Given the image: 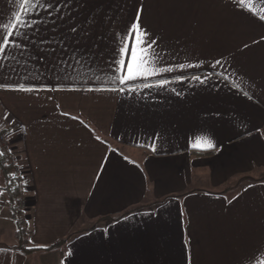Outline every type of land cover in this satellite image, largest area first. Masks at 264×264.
Here are the masks:
<instances>
[{"label":"crops","instance_id":"obj_1","mask_svg":"<svg viewBox=\"0 0 264 264\" xmlns=\"http://www.w3.org/2000/svg\"><path fill=\"white\" fill-rule=\"evenodd\" d=\"M20 2L0 0V36ZM249 2L256 14L239 0H58L24 17L39 22L19 30L35 43L23 56L13 49L0 57V82L60 90L0 89V131L12 136L23 177L27 241L45 248L70 240L26 254L11 213H0V264L264 261V180H249L264 173V0ZM141 7L156 66L174 71L130 82L123 93L88 91L117 86L108 67L114 34ZM70 25L80 42L68 40L65 53L59 41ZM189 63L199 67L178 68ZM160 79L168 85L143 87ZM198 137L215 147L193 149Z\"/></svg>","mask_w":264,"mask_h":264},{"label":"snow or ice","instance_id":"obj_2","mask_svg":"<svg viewBox=\"0 0 264 264\" xmlns=\"http://www.w3.org/2000/svg\"><path fill=\"white\" fill-rule=\"evenodd\" d=\"M58 2V0H22V2L19 3V11H16L13 13L12 20L6 24L3 25V31L6 33L2 36H0V57L3 59L9 58V53L11 50L16 49L20 51V55H25V49L28 47L29 44L35 43L34 40H31L27 33H21L19 30L21 28H28L31 29L33 25L39 24V22L35 19L29 21H26L24 17L28 15L31 11L44 8L47 9H54L55 3ZM239 3L242 7H247L250 12L253 14L255 13V9L252 7V4L249 2L248 4H245V0H239ZM142 7L141 9H138L135 12V18L130 23V25L125 29L123 33L114 34V38L116 36L119 37V44L116 50H114V55L112 59L108 62V67L112 75L109 77L111 80V83L113 85H117L116 87L111 88H89L88 91H109V92H119L123 93L125 91V88L123 87L126 84H129L130 82L136 81L138 79L142 80H149L152 77L159 76L162 73H171L174 71L173 67H157L155 61L159 59L160 57L155 52V49L153 45L156 43L154 40L151 39L149 33L143 28L142 22H141V13H142ZM261 13H264V8H262ZM48 15H51L49 12ZM57 20H62L63 17L57 15ZM259 20L261 22H264V14L259 15ZM55 30V29H54ZM38 31V27H37ZM79 29L78 26H69L68 33H71V35L65 36V40L59 41L63 47V51L67 53L69 51V46L67 45L68 40H74L77 44H79L80 39L77 36ZM84 36H87L88 33L84 32ZM19 37L23 36L24 39L22 41L17 42L16 40L10 39L11 37ZM55 42V38H53V41H44L42 40L41 43H52ZM43 51V50H42ZM56 51L55 48L51 49V52L49 53L54 54ZM78 49L73 50V57L76 56V53L78 52ZM12 59H16V57L13 55L11 57ZM41 59H44L42 56ZM59 63H67L66 60H59ZM77 63L79 61L77 60ZM216 65H220L221 61L217 60ZM4 65H0V68H3ZM191 67H199V65H193L191 63L189 64H179V69L184 68H191ZM23 79H27V77H23ZM182 77H177V80H181ZM192 80L199 81L200 83H203L204 81L201 80L200 76H193L191 77ZM227 79V77H225ZM97 80H99V77H97ZM169 81L167 79H160L157 80L156 83H144V88H164L168 85ZM0 89H3L5 91H14V92H23V93H39L41 91H56L60 89H53L48 88L47 86H27L24 83L16 82L15 84H6L3 82H0ZM137 89L134 87H129L127 91L129 93L136 91ZM247 95V93H245ZM251 98V97H249ZM59 107V106H57ZM75 119V117H73ZM4 120H8V116L4 117ZM157 138L159 134L157 133ZM202 138H196L195 142H190V146L193 149H203L208 148L212 149L215 147V145L212 143L211 140L204 139L203 143L201 142ZM152 150L155 152L156 148L153 144ZM5 155L4 152H0V157H3ZM15 178V177H14ZM20 179H23V177H20ZM24 184H27V181H24ZM2 194V193H0ZM19 230V229H18ZM31 243V241H29ZM0 251H3V249H0ZM260 264H264V261H260Z\"/></svg>","mask_w":264,"mask_h":264},{"label":"trees","instance_id":"obj_3","mask_svg":"<svg viewBox=\"0 0 264 264\" xmlns=\"http://www.w3.org/2000/svg\"><path fill=\"white\" fill-rule=\"evenodd\" d=\"M5 133H8V131L6 130L0 131V134H5ZM212 152L213 151L211 150H206V151H201L200 153L209 154ZM13 170H14V165L10 161V158L6 155L0 157V173L5 183L4 187H0V191L2 190L6 191L9 197L11 218L13 219L15 225V237L18 241V247H21L23 251L27 254L38 250H50L53 248H58L69 242L70 237L60 240L57 243L52 244L45 248H39V247L31 246L29 244V242L26 239L27 234H26V221L24 219V212L22 210V207L18 204L26 195V190L24 185L22 184V180L15 176ZM138 209L141 208H136L134 210H131L130 212L137 211ZM130 212H127L126 214ZM126 214H123V216ZM117 219L118 218L114 220Z\"/></svg>","mask_w":264,"mask_h":264},{"label":"built area","instance_id":"obj_4","mask_svg":"<svg viewBox=\"0 0 264 264\" xmlns=\"http://www.w3.org/2000/svg\"><path fill=\"white\" fill-rule=\"evenodd\" d=\"M261 137H262V140L264 141V132L262 133ZM11 141H12V136L10 135V133L0 134V152H4L5 155L10 158V161L14 165L13 172H14L15 176L20 179L21 171L16 166V164H15V162L11 156V144H12ZM21 202L23 204H26V199H23Z\"/></svg>","mask_w":264,"mask_h":264},{"label":"rangeland","instance_id":"obj_5","mask_svg":"<svg viewBox=\"0 0 264 264\" xmlns=\"http://www.w3.org/2000/svg\"><path fill=\"white\" fill-rule=\"evenodd\" d=\"M262 173V172H261ZM264 180V173L263 174H259V173H257V174H255V175H253V176H251L250 178H249V180L250 181H258V180ZM5 196H7L8 197V195H5ZM23 199H25V196L23 197ZM22 199V200H23ZM8 200H9V197H8ZM7 199H5V201H3V199L1 198L0 199V213H1V216L3 217V218H6V217H8L9 216V212L11 213V211H10V204H9V201H8ZM21 200V201H22ZM20 201V202H21ZM18 203L21 207H22V210H23V212H24V209H25V204H23L22 202L21 203ZM11 218V217H10ZM11 220H12V222H14L13 221V219L11 218ZM15 226V225H14ZM8 228V230L10 229L9 227H7ZM7 231V230H6ZM7 233H8V235L7 236H9V234H12L11 233V231H7Z\"/></svg>","mask_w":264,"mask_h":264}]
</instances>
